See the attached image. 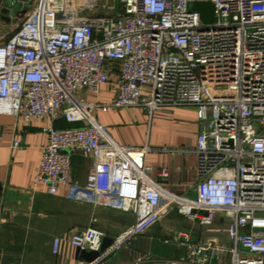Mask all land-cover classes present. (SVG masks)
Returning a JSON list of instances; mask_svg holds the SVG:
<instances>
[{
    "label": "built area",
    "instance_id": "built-area-1",
    "mask_svg": "<svg viewBox=\"0 0 264 264\" xmlns=\"http://www.w3.org/2000/svg\"><path fill=\"white\" fill-rule=\"evenodd\" d=\"M32 1L19 30L0 42V115L45 123L36 183L51 196L66 187L71 202L132 214L135 224L112 250L160 223L167 200L205 239L180 233L186 257L155 264H264V0H120L114 20L93 13L99 0ZM193 3H212L215 22L191 13ZM103 86L115 94L104 109L196 111L197 147L184 152L199 160L197 200L166 193L168 169L153 179L145 158L154 148L120 145L99 124L100 106L81 93L97 96ZM61 120L75 128L57 129ZM75 155L93 161L85 184L71 177ZM103 238L89 228L70 244L92 252ZM60 246L56 238L55 255ZM109 250L91 264H106Z\"/></svg>",
    "mask_w": 264,
    "mask_h": 264
},
{
    "label": "crops",
    "instance_id": "crops-1",
    "mask_svg": "<svg viewBox=\"0 0 264 264\" xmlns=\"http://www.w3.org/2000/svg\"><path fill=\"white\" fill-rule=\"evenodd\" d=\"M28 4L29 13L34 2L29 0ZM25 5L21 1L15 3L10 18L14 20ZM1 16L2 13L0 39H3L14 25ZM113 67L110 78L116 81L118 63H113ZM81 97L91 105L100 106L93 114L117 143L128 147L149 145L156 150L147 155L145 163L153 168L154 180L158 179L159 170L170 171V179L163 187L167 194L191 200L199 198V160L195 154L184 152L197 147L201 131L194 109L177 108L170 113L156 114L143 107L104 109L101 107L111 104L115 97L108 86H103L97 96L83 92ZM54 126L75 128L64 120L55 122ZM44 127L43 122L27 125L17 122L12 115H0V264H84L78 249L70 244L74 234L93 228L116 243L135 224L132 214L71 202L67 199L66 187L51 196L46 185L36 183L42 147L48 141ZM17 142L19 147H14ZM92 164L90 158L73 156L72 179L85 184ZM163 204L166 214L162 221L145 234L110 249L106 264H134L139 258H144L146 264L179 261L187 255L177 242L180 233L189 234L192 243L205 239L197 223L170 208L167 200ZM56 238L61 240L58 255L53 252Z\"/></svg>",
    "mask_w": 264,
    "mask_h": 264
},
{
    "label": "water",
    "instance_id": "water-1",
    "mask_svg": "<svg viewBox=\"0 0 264 264\" xmlns=\"http://www.w3.org/2000/svg\"><path fill=\"white\" fill-rule=\"evenodd\" d=\"M18 1L26 3L24 11L14 20L10 18L11 11L14 8L15 3ZM29 0H6L5 8L2 11V20L8 23L19 24L20 20L28 13L30 5ZM189 11L191 13H199L201 15L202 21L205 24H213L216 20V9L212 3H193L189 6ZM115 241L110 238H104L102 246L97 251L87 252L78 249V256L80 260L84 263L91 264L94 263L102 254L108 251Z\"/></svg>",
    "mask_w": 264,
    "mask_h": 264
},
{
    "label": "rangeland",
    "instance_id": "rangeland-1",
    "mask_svg": "<svg viewBox=\"0 0 264 264\" xmlns=\"http://www.w3.org/2000/svg\"><path fill=\"white\" fill-rule=\"evenodd\" d=\"M93 13L102 18L114 20L123 13V10L121 7L120 0H99L97 9L94 10ZM11 24L14 25L13 30H11L10 34L6 38L0 39V42L6 41L19 30L20 24L19 26L18 24L15 26L14 23ZM225 264H232V260L228 258Z\"/></svg>",
    "mask_w": 264,
    "mask_h": 264
}]
</instances>
